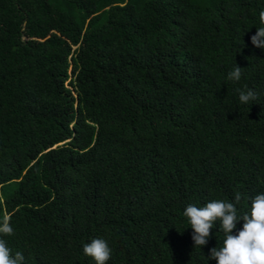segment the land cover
Returning <instances> with one entry per match:
<instances>
[{
  "label": "trees",
  "instance_id": "16d2710c",
  "mask_svg": "<svg viewBox=\"0 0 264 264\" xmlns=\"http://www.w3.org/2000/svg\"><path fill=\"white\" fill-rule=\"evenodd\" d=\"M264 0H0V234L23 264H217L189 204L264 193ZM242 68L239 81L228 73ZM258 98L244 104L239 91ZM237 223V229L243 227ZM178 229V230H177Z\"/></svg>",
  "mask_w": 264,
  "mask_h": 264
},
{
  "label": "clouds",
  "instance_id": "9594fccd",
  "mask_svg": "<svg viewBox=\"0 0 264 264\" xmlns=\"http://www.w3.org/2000/svg\"><path fill=\"white\" fill-rule=\"evenodd\" d=\"M259 20L264 24V11L259 13ZM252 44L264 49V27L257 28L251 37ZM242 68L238 65L228 73V79L239 81ZM247 89V86H245ZM239 91V99L247 104L258 98V94L251 89ZM241 201V194H235V204L224 200H213L204 207L189 204L183 215L188 218L191 228L194 230L192 239L195 247L207 245L211 238V230L219 221L220 231L224 233L222 246L210 249L209 259L216 260L217 264H264V193L256 195L251 200V211L238 215L236 204ZM243 221V227L237 229V223ZM178 230V229H177ZM0 234L12 235L10 217L5 215L0 223ZM84 254L92 257L96 264H106L111 256V248L107 241L99 238L92 239L83 246ZM24 256L21 252L11 254V249L4 239H0V264H23Z\"/></svg>",
  "mask_w": 264,
  "mask_h": 264
}]
</instances>
